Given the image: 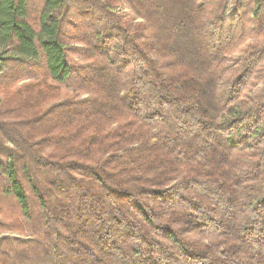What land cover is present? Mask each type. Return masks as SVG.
Instances as JSON below:
<instances>
[{"label": "trees", "instance_id": "trees-1", "mask_svg": "<svg viewBox=\"0 0 264 264\" xmlns=\"http://www.w3.org/2000/svg\"><path fill=\"white\" fill-rule=\"evenodd\" d=\"M32 4L0 0V264H264V0Z\"/></svg>", "mask_w": 264, "mask_h": 264}, {"label": "rangeland", "instance_id": "rangeland-1", "mask_svg": "<svg viewBox=\"0 0 264 264\" xmlns=\"http://www.w3.org/2000/svg\"><path fill=\"white\" fill-rule=\"evenodd\" d=\"M37 2H38V0H34V4L31 5V8H32V7L34 8V6L37 5ZM34 13H35V11L33 10V11H32V15H33ZM2 53H3V51L0 50V55H2Z\"/></svg>", "mask_w": 264, "mask_h": 264}]
</instances>
